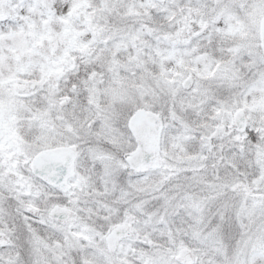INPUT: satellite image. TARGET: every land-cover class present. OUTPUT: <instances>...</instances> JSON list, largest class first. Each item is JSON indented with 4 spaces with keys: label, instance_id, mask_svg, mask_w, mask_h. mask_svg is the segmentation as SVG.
I'll list each match as a JSON object with an SVG mask.
<instances>
[{
    "label": "snow or ice",
    "instance_id": "6c2138e0",
    "mask_svg": "<svg viewBox=\"0 0 264 264\" xmlns=\"http://www.w3.org/2000/svg\"><path fill=\"white\" fill-rule=\"evenodd\" d=\"M0 264H264V0H0Z\"/></svg>",
    "mask_w": 264,
    "mask_h": 264
}]
</instances>
